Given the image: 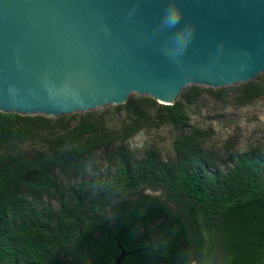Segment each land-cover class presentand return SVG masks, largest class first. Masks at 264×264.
<instances>
[{"label":"trees","instance_id":"16d2710c","mask_svg":"<svg viewBox=\"0 0 264 264\" xmlns=\"http://www.w3.org/2000/svg\"><path fill=\"white\" fill-rule=\"evenodd\" d=\"M226 88L243 105L264 83L205 90L226 99ZM202 90L184 86L169 104L130 93L114 126L91 111H0V264H107L121 250L119 264H264V143L224 158L207 147L212 131L189 118ZM162 125L174 130L171 156L125 144Z\"/></svg>","mask_w":264,"mask_h":264},{"label":"water","instance_id":"95a60500","mask_svg":"<svg viewBox=\"0 0 264 264\" xmlns=\"http://www.w3.org/2000/svg\"><path fill=\"white\" fill-rule=\"evenodd\" d=\"M178 2L195 26L182 51L160 24L169 0H0V111L58 116L131 92L169 104L187 83L263 70L264 0Z\"/></svg>","mask_w":264,"mask_h":264},{"label":"rangeland","instance_id":"374dc122","mask_svg":"<svg viewBox=\"0 0 264 264\" xmlns=\"http://www.w3.org/2000/svg\"><path fill=\"white\" fill-rule=\"evenodd\" d=\"M263 71L264 68L251 80L264 83V76H260ZM238 83L234 82L221 86L195 83L184 85L186 87L195 84L203 88L201 95L189 106V118L192 123L212 131L205 145L219 153L220 158L226 157L227 153L233 149L240 153L254 144L264 143V92L246 104L236 105L229 100L232 93L229 88H226V99L218 98L205 90L206 87L213 89ZM131 94L136 93L131 92ZM115 105L116 103H106L88 110H76L61 115L68 118L72 113H75V117L71 120L74 121L80 115H84L85 112L91 111L92 116L104 120L109 126H114L118 125L123 116V111L116 109ZM50 117L54 118L55 116ZM173 135L174 130L168 125L141 128L129 136L125 140V144L137 151H141L147 146H154L160 150L163 157H167L173 154ZM227 141L232 142V148L227 147ZM142 189L144 192L151 193L165 201L171 210L177 209L176 199L163 189L152 186H143Z\"/></svg>","mask_w":264,"mask_h":264},{"label":"clouds","instance_id":"9594fccd","mask_svg":"<svg viewBox=\"0 0 264 264\" xmlns=\"http://www.w3.org/2000/svg\"><path fill=\"white\" fill-rule=\"evenodd\" d=\"M183 11L178 0H169L168 6L164 9L160 21L162 29H176L174 45L175 50L179 51L187 47L195 32V26L192 24L185 23L181 26Z\"/></svg>","mask_w":264,"mask_h":264},{"label":"flooded vegetation","instance_id":"af4514ba","mask_svg":"<svg viewBox=\"0 0 264 264\" xmlns=\"http://www.w3.org/2000/svg\"><path fill=\"white\" fill-rule=\"evenodd\" d=\"M120 252H122V256H121V258H120V260H121L122 257L125 255L126 252H125L124 250H121ZM120 252H119V253H120ZM119 253H118V254H119ZM118 254H116L115 256H117ZM114 258H115V257H114ZM113 260H114V259H113ZM119 262H120V261H119ZM105 263H107V264H112V263H110V262H105ZM118 264H119V263H118Z\"/></svg>","mask_w":264,"mask_h":264}]
</instances>
